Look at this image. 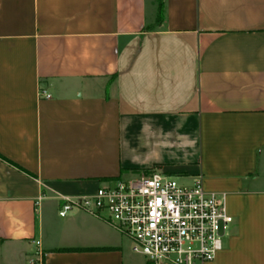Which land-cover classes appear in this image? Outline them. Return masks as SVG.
Segmentation results:
<instances>
[{"label": "crops", "instance_id": "obj_1", "mask_svg": "<svg viewBox=\"0 0 264 264\" xmlns=\"http://www.w3.org/2000/svg\"><path fill=\"white\" fill-rule=\"evenodd\" d=\"M163 2L157 24V0H0L1 261L146 264L58 211L158 169L201 174L232 218L194 264H264V0Z\"/></svg>", "mask_w": 264, "mask_h": 264}, {"label": "built area", "instance_id": "obj_2", "mask_svg": "<svg viewBox=\"0 0 264 264\" xmlns=\"http://www.w3.org/2000/svg\"><path fill=\"white\" fill-rule=\"evenodd\" d=\"M179 178L154 169L106 180L92 194L64 198L58 214L79 209L108 222L131 240L146 264L211 261L232 218L223 195L204 189L201 174L188 183Z\"/></svg>", "mask_w": 264, "mask_h": 264}, {"label": "rangeland", "instance_id": "obj_3", "mask_svg": "<svg viewBox=\"0 0 264 264\" xmlns=\"http://www.w3.org/2000/svg\"><path fill=\"white\" fill-rule=\"evenodd\" d=\"M179 181L182 183H188V179L179 178ZM22 263V258L19 254H16L14 250L11 248V246H6L4 248V255L3 260L1 261L0 258V264H20Z\"/></svg>", "mask_w": 264, "mask_h": 264}, {"label": "trees", "instance_id": "obj_4", "mask_svg": "<svg viewBox=\"0 0 264 264\" xmlns=\"http://www.w3.org/2000/svg\"><path fill=\"white\" fill-rule=\"evenodd\" d=\"M164 16V2L163 0H157V13L155 22L158 24L162 21ZM5 159L4 157H2ZM12 163V162H11Z\"/></svg>", "mask_w": 264, "mask_h": 264}]
</instances>
